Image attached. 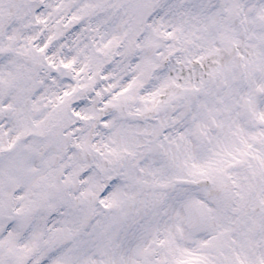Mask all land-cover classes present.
I'll return each mask as SVG.
<instances>
[{
  "label": "snow or ice",
  "instance_id": "obj_1",
  "mask_svg": "<svg viewBox=\"0 0 264 264\" xmlns=\"http://www.w3.org/2000/svg\"><path fill=\"white\" fill-rule=\"evenodd\" d=\"M0 264H264V0H0Z\"/></svg>",
  "mask_w": 264,
  "mask_h": 264
}]
</instances>
